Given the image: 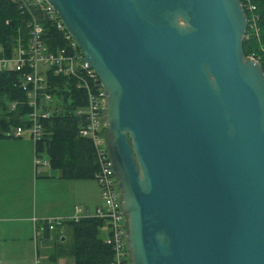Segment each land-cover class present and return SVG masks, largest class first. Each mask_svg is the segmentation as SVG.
<instances>
[{"label":"water","instance_id":"water-1","mask_svg":"<svg viewBox=\"0 0 264 264\" xmlns=\"http://www.w3.org/2000/svg\"><path fill=\"white\" fill-rule=\"evenodd\" d=\"M101 82L130 264H264V71L240 0H45Z\"/></svg>","mask_w":264,"mask_h":264},{"label":"built area","instance_id":"built-area-1","mask_svg":"<svg viewBox=\"0 0 264 264\" xmlns=\"http://www.w3.org/2000/svg\"><path fill=\"white\" fill-rule=\"evenodd\" d=\"M21 14L27 16L28 38L25 43L18 40L10 57H0V71L20 74L18 87L27 95L24 102H8L9 111L23 104L27 107V125L17 126L11 131L13 137H30L34 144L44 135L43 121L59 110V102L47 92L48 74L66 76L75 80V87L86 96V105L75 112L82 120L79 135L90 140L97 171L94 181L99 188L100 202L94 209L75 205L69 217H45L41 219L43 229L52 232L68 223L82 219L95 218L102 221L105 230L104 243L112 251L110 264H130L129 252L125 243V217L121 210L117 181L107 154L106 129L103 122L104 88L95 72L83 61L79 46L69 34L58 14L45 0H11ZM251 13L250 25L256 30L257 16L254 6L247 4ZM52 23L62 33L66 42L64 47L49 51L45 42L44 23ZM248 22V20H247ZM252 57V56H251ZM254 58V57H253ZM35 166H48L45 150L34 149ZM37 222L36 218L32 219Z\"/></svg>","mask_w":264,"mask_h":264},{"label":"trees","instance_id":"trees-1","mask_svg":"<svg viewBox=\"0 0 264 264\" xmlns=\"http://www.w3.org/2000/svg\"><path fill=\"white\" fill-rule=\"evenodd\" d=\"M246 16L247 28L243 37L244 56L257 59L264 71V0H240ZM247 4L253 5L257 16L255 27L250 25L251 13ZM27 16L21 14L11 0H0V57H10L18 40L28 38ZM44 36L49 51L64 47L66 42L61 32L52 23H44ZM20 74L0 71V137L12 136L17 126L27 125V107L20 104L9 111L8 102L27 99L18 87ZM47 92L59 102V110L43 121L44 135L34 144L37 152L45 150L49 167L65 180H94L98 169L90 140L79 135L82 120L75 114L86 105L84 92L75 87V80L66 76L48 74ZM13 137V136H12ZM102 221L95 218L82 219L65 226L71 229L72 245L68 255L73 264H110L112 251L100 236Z\"/></svg>","mask_w":264,"mask_h":264},{"label":"crops","instance_id":"crops-1","mask_svg":"<svg viewBox=\"0 0 264 264\" xmlns=\"http://www.w3.org/2000/svg\"><path fill=\"white\" fill-rule=\"evenodd\" d=\"M33 158L28 138L0 137V264H59L63 257L54 242L68 226L52 234L41 219L69 217L76 202L88 209L99 205L94 180L62 179L48 166H35Z\"/></svg>","mask_w":264,"mask_h":264},{"label":"rangeland","instance_id":"rangeland-1","mask_svg":"<svg viewBox=\"0 0 264 264\" xmlns=\"http://www.w3.org/2000/svg\"><path fill=\"white\" fill-rule=\"evenodd\" d=\"M28 133H26V136H23V137H26L28 138V140L32 143V145L34 144L33 140L27 136ZM40 167H44V166H40ZM47 167V166H45ZM55 171V170H53ZM78 205L82 206L80 202H76ZM99 203L101 204L100 202V196H99ZM52 234H54V232H52ZM105 230L104 229H101V232H100V236L102 238L105 237ZM61 238H64V239H61ZM61 238H56V241L54 242V244L56 245V248H58V250H60L59 252H61L60 254H62L61 256L63 257V259H61V261L59 262V264H71V259L70 257L68 256V250L69 248L71 247L72 245V235H71V229L70 228H67L66 229V233L63 234L61 236ZM70 259V260H69Z\"/></svg>","mask_w":264,"mask_h":264}]
</instances>
